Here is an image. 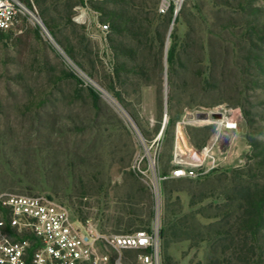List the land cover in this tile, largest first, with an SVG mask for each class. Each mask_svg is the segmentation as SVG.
I'll return each instance as SVG.
<instances>
[{"label":"rangeland","instance_id":"rangeland-1","mask_svg":"<svg viewBox=\"0 0 264 264\" xmlns=\"http://www.w3.org/2000/svg\"><path fill=\"white\" fill-rule=\"evenodd\" d=\"M53 1L49 24L36 0L29 4L52 40L24 16L11 32L0 35V196L54 198L74 220H89L104 235L136 232L137 225L128 229L127 223L147 221L151 211L147 231L155 201L131 168L141 150L138 133L152 141L164 128L161 172L167 174L179 124L187 123L188 142L198 149L201 140L222 129L224 154L218 168L197 180L168 179L162 185V264H211L222 243L179 240L164 248L167 199L171 192V203L184 215H195L205 236H213L237 219L230 210L237 206L232 199L239 186L264 192V169L255 147L264 144V37L257 32L264 0H170L179 11L187 3V10L178 24L167 27L163 70L154 67L147 82L134 74L115 78L118 42L111 28H102L109 23L97 11L115 5L107 0ZM173 32L181 42L173 80L183 114L171 122L179 106L176 101L171 111L167 99L166 57ZM197 113L216 115L201 123L188 119ZM223 117L228 122L219 121ZM81 172L94 188L77 181ZM99 247L113 256L102 243ZM257 253L256 264H264ZM139 255L127 251L122 263L141 264Z\"/></svg>","mask_w":264,"mask_h":264},{"label":"built area","instance_id":"built-area-1","mask_svg":"<svg viewBox=\"0 0 264 264\" xmlns=\"http://www.w3.org/2000/svg\"><path fill=\"white\" fill-rule=\"evenodd\" d=\"M32 2L33 0H28ZM24 0H0V33L12 29L21 16L29 18L41 33L52 40L43 20ZM172 2L162 0L159 12L166 14ZM179 7L175 5V14ZM79 21H83L82 18ZM109 30L108 25L102 26ZM198 114H192L198 119ZM206 114L211 119L215 113ZM224 118V117H223ZM228 121V120H227ZM176 133L172 169L161 172L162 131L152 140L138 133L141 146L132 164L133 172L148 186L154 201V219L150 230L127 234H101L89 220H74L69 209L45 195L0 196V264H123L127 251H139L141 264H162L161 198L162 185L168 179H199L221 165L219 146L222 129L204 148L190 146L185 125ZM235 128V125H234ZM233 128V129H234ZM228 129V128H226ZM112 251H100L99 245Z\"/></svg>","mask_w":264,"mask_h":264},{"label":"trees","instance_id":"trees-1","mask_svg":"<svg viewBox=\"0 0 264 264\" xmlns=\"http://www.w3.org/2000/svg\"><path fill=\"white\" fill-rule=\"evenodd\" d=\"M27 3L28 0H24ZM41 6V14L49 24L50 11L55 5L56 1L50 0H36ZM107 2L115 5L117 8L98 7L97 11L106 17L104 23H109L108 28H111L112 34L117 39L115 46V54L118 58L116 64L115 78L120 80L125 74L127 78L129 74L139 76L145 82L151 80L148 74L157 68L159 72L163 70V62L166 48V29L172 23L178 24L181 18L185 15L186 6L178 11L175 15V5L171 4L170 10L166 14L158 12L159 0H107ZM188 3H191L189 0ZM30 4V3H29ZM64 4V3H63ZM52 33H55L56 27L51 26ZM163 29V32L159 30ZM6 32H11L9 29ZM6 32H1L4 34ZM261 36L264 37V20L257 30ZM171 44L167 52L168 63V78H169V92H168V107L171 111L175 108L176 101L178 102L177 117H171V122H174L183 114V107L180 104L181 100L177 94L178 86H176L173 76L177 71L176 64L180 61V38L177 32H173L170 36ZM152 61L155 66L149 65ZM161 77V76H160ZM160 81V80H159ZM111 89H114L112 87ZM92 100L98 102V95L92 90H87ZM45 102H41L40 106ZM39 106V107H40ZM212 140V137L199 142L200 148L207 146ZM257 156L259 157L260 168L264 169V144H259ZM86 173L81 172L79 180L81 184H88L94 188V182L83 178ZM76 179V175H75ZM197 180V179H195ZM93 183H92V182ZM244 186V185H243ZM167 199V205L164 216V248L167 250L169 245L173 242L197 240L198 242L219 244L223 246L218 255L212 260L211 264H256L254 258L257 252L264 260V192H256L250 188H241L239 186L236 196L232 201L236 203L232 211L236 216L234 224L228 225L226 228L214 234L205 236L203 233L204 227L196 219L195 215H184L182 209L171 203L172 196ZM196 204V203H195ZM232 214V213H231ZM152 212H149L148 220L131 219L127 223L128 229L136 226L134 231L144 230L149 226ZM122 223L119 224L121 226ZM228 246H225L226 243ZM260 262V263H261Z\"/></svg>","mask_w":264,"mask_h":264},{"label":"bare ground","instance_id":"bare-ground-1","mask_svg":"<svg viewBox=\"0 0 264 264\" xmlns=\"http://www.w3.org/2000/svg\"><path fill=\"white\" fill-rule=\"evenodd\" d=\"M226 116V115H225ZM206 121H210V119L206 118V117H203V118H200V119H196L195 120V123H201V122H206ZM219 121H225V122H228L227 119L224 117L222 120H219ZM229 129V128H228Z\"/></svg>","mask_w":264,"mask_h":264},{"label":"water","instance_id":"water-1","mask_svg":"<svg viewBox=\"0 0 264 264\" xmlns=\"http://www.w3.org/2000/svg\"><path fill=\"white\" fill-rule=\"evenodd\" d=\"M175 15H177V13ZM197 117H198V119H200V118L207 117V116H206V114L201 113V114H198ZM193 118H194V116L192 114L188 115V119L192 120Z\"/></svg>","mask_w":264,"mask_h":264}]
</instances>
